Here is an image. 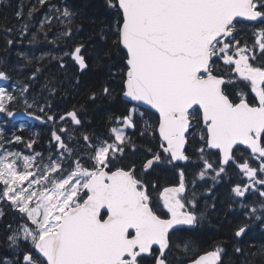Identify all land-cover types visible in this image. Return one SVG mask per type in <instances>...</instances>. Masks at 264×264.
Listing matches in <instances>:
<instances>
[{"label":"snow or ice","instance_id":"snow-or-ice-1","mask_svg":"<svg viewBox=\"0 0 264 264\" xmlns=\"http://www.w3.org/2000/svg\"><path fill=\"white\" fill-rule=\"evenodd\" d=\"M45 6L29 43L43 33L47 43L62 44L50 57L60 69L73 63L80 73L95 71L99 84L87 89V102L123 111L108 116L117 126L102 136L86 129L84 106L56 111L65 81L46 78L33 92L41 67L14 82L15 91L0 87L6 124L21 115L13 105L23 104V116L52 125L46 153L33 148L35 139L0 131V220L3 206L17 214L15 225H5L0 264H224L227 241L195 255L194 234L211 224L216 187L226 178L233 251L242 264H264V244L251 259L242 246L250 232H264V0H98L91 14L89 0H37L26 17L23 5L15 13L24 21L18 39L5 28V52ZM85 20L87 44L75 40ZM246 29L251 45L242 43ZM17 56L25 67L33 63ZM4 67L0 59V81H9ZM69 86L79 89V76ZM128 130L139 132L142 145ZM21 143L27 153L10 147ZM129 152L141 153L139 167L125 162ZM189 164L199 169L191 180ZM161 166L178 182L150 178ZM233 166L240 182L231 180Z\"/></svg>","mask_w":264,"mask_h":264},{"label":"trees","instance_id":"trees-1","mask_svg":"<svg viewBox=\"0 0 264 264\" xmlns=\"http://www.w3.org/2000/svg\"><path fill=\"white\" fill-rule=\"evenodd\" d=\"M36 2L37 0H5V2L0 3V59L5 60L4 70L11 77L7 87L10 91H15L16 84L14 82L25 81V78L31 71H33L36 67H41L42 71L39 74V80L34 84L33 92L35 93L39 90L40 84L45 82L46 78L55 77L57 80L65 81L63 87L64 89H67V95L66 97H63L58 93L54 100L56 111L59 114H63L66 111H71L73 106L77 109L84 106V108L87 109L85 124L86 129L94 131L102 136L107 135L111 126H117L109 124L107 119L108 116H119L123 111V107L114 102L103 103L101 101H97L96 105H91L87 102V89L93 85L98 86L99 84L95 71L93 70L80 73L78 66L73 63H69L64 70L60 69L57 62L55 60H51L50 57L60 55V48L63 47V45L61 44L58 46L56 44L47 43L44 40L43 33L38 35L36 43H29L31 34L33 32H37L39 28V21L43 18V15L47 10L46 6L40 7L35 13L30 32L28 35L23 37L22 42L16 43L13 48L5 52L6 40L9 38V36L5 34V28L13 29L12 38L18 39L19 26L24 22L23 19L17 18L15 14L18 7L23 5V12L26 17L29 8L36 4ZM53 2L59 3L60 0H53ZM68 2L80 6L83 3V0H68ZM37 7L39 6L37 5ZM97 7L98 0H89V6L85 8V12L91 14V12L96 10ZM91 27V24L85 20L83 23V29L76 35L75 40H83L87 44ZM56 30L57 27L54 26L52 32L48 33L49 39L52 38ZM241 39L242 43L246 41L249 45H251L254 42L251 30L246 29L242 34ZM88 51H91L90 47ZM17 53H23L25 56L32 58L33 63L25 67V61L20 59L17 56ZM13 68H16L17 70L14 71ZM75 76H79L81 80V87L79 89H73L69 86V82H71ZM20 109H24L23 104L13 105V110ZM68 126L71 127L70 124H68ZM128 135L132 136L138 146L142 145L143 138L139 136L138 131L133 132L128 130ZM189 154H191V150ZM141 159L142 155L140 152L135 154L129 152L125 162L135 161L137 166H140ZM193 161H195V157H193ZM190 170L191 168H186V174L189 180H191L193 176V174L190 173ZM197 170L198 168L194 167V172H197ZM152 174L151 178L158 180L162 185L174 183L169 180L170 177H166V175L164 176L161 168ZM236 175L237 173L233 171L232 175H230L231 180L235 179ZM228 192L229 183L226 178L224 182L216 187L217 211L212 214L211 224L205 225L194 234V241L197 245V252L195 255L212 250L217 243L226 240V255L223 258L224 264H242V257L236 255L233 251L230 227L227 222L233 218V214H228L227 218H225V201ZM6 210L13 211L11 208H7ZM14 215L13 212H7L6 215H4L3 220H0V228L2 231L0 232L3 233L2 239L5 235V225L9 223L15 225L17 222L16 220L14 221ZM249 242L253 243L256 247H248ZM262 244H264V232H260L259 230L250 232L248 236L244 237L242 242V246L249 254L250 259L252 258L251 254ZM257 264H260L259 260H257Z\"/></svg>","mask_w":264,"mask_h":264},{"label":"flooded vegetation","instance_id":"flooded-vegetation-1","mask_svg":"<svg viewBox=\"0 0 264 264\" xmlns=\"http://www.w3.org/2000/svg\"><path fill=\"white\" fill-rule=\"evenodd\" d=\"M252 36H253V41H254L255 37L253 34H252ZM37 114H39V113H37ZM3 119L5 120L4 116H3ZM8 119L10 122L7 124L4 122V120H0V125L3 126V128L5 129V136H7L8 138H11L13 135H20L24 138L25 141H28L29 139H35L37 141V143L33 145V148L39 152H44V153L47 152V149L50 146L49 145V140H50V136H51L50 128L52 127V125L42 123L41 121H38V120L33 121V122L28 121V120H25L22 122H14L11 120V118H8ZM21 124H23L22 128L20 126ZM69 124H70V120H69ZM57 127H59V125H57ZM22 145H23V143L20 145L12 144L10 147H11V149L13 147L17 148V146L19 148H21ZM137 167H139V166H137ZM194 167H195L194 164H189L187 167V168H191V170H190L191 174L194 173ZM160 168H161V170H163L164 176L166 175V177H170L169 178L170 181H172L174 183L178 182V175L175 172H173L172 170H170L169 168H167L165 166H161ZM233 171L236 172L237 175H236V178L232 180V182L233 183L240 182L241 176L238 174L239 170L237 168H235V166H233V168L230 170V175H232ZM209 183H211V181H209ZM7 208H9V207L3 206L4 214L6 215L7 212H13V215L14 214L16 215V216L14 215V217H15L14 221H15L17 214L14 211L6 210ZM0 231H1V228H0ZM1 232H0V240H2V234H3ZM199 254H203V253H199ZM199 254H197V255H199ZM182 264H187V259H184L182 261Z\"/></svg>","mask_w":264,"mask_h":264},{"label":"water","instance_id":"water-1","mask_svg":"<svg viewBox=\"0 0 264 264\" xmlns=\"http://www.w3.org/2000/svg\"><path fill=\"white\" fill-rule=\"evenodd\" d=\"M6 83H7V81H0V87L5 86ZM19 111L21 112V115H18V116L15 118L14 121H16V122H21V121H25V120L32 121V122H33V121H36L35 119H29V118L23 116V111H24V110H19ZM155 115L158 116V114H155ZM69 120H70V118H69Z\"/></svg>","mask_w":264,"mask_h":264},{"label":"rangeland","instance_id":"rangeland-1","mask_svg":"<svg viewBox=\"0 0 264 264\" xmlns=\"http://www.w3.org/2000/svg\"><path fill=\"white\" fill-rule=\"evenodd\" d=\"M5 88H6V90H9V91H10V89H9L8 87H5ZM0 120H4V119H3V114H0ZM0 131H2L3 134L5 135V129H4L3 126H1V125H0ZM21 144H22V143H21ZM18 145H20V144H18ZM12 150H22V151H24V152H26V153L29 151V150H27V149L25 148L24 144L21 146V148H19V147L17 146V148L13 147ZM11 210H12V209H11ZM3 211H4V209H3Z\"/></svg>","mask_w":264,"mask_h":264}]
</instances>
